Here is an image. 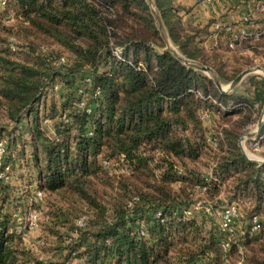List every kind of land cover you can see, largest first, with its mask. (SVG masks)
I'll list each match as a JSON object with an SVG mask.
<instances>
[{
	"label": "trees",
	"instance_id": "obj_1",
	"mask_svg": "<svg viewBox=\"0 0 264 264\" xmlns=\"http://www.w3.org/2000/svg\"><path fill=\"white\" fill-rule=\"evenodd\" d=\"M153 2L176 51L209 65L221 83L251 65L247 55L206 51L207 26L185 19L174 0ZM3 6L14 17L6 24L0 11V264H235L239 246L243 264H264V163L238 145L264 106L263 76L248 74L249 89L219 91L205 72L166 48L147 0H4ZM243 47L262 56L264 68V34ZM57 78L69 94L59 106L46 99ZM81 97L90 111L76 108ZM201 109L211 115L216 147ZM258 136L264 146V119ZM18 138L31 151L35 188L61 196V206L47 211V258L24 243L23 197L9 183ZM202 158L215 179L194 165ZM102 159L122 161L128 172L111 175ZM203 184L209 199L249 198L240 219L262 216L258 231L231 241L225 254L216 219L184 215Z\"/></svg>",
	"mask_w": 264,
	"mask_h": 264
},
{
	"label": "rangeland",
	"instance_id": "obj_2",
	"mask_svg": "<svg viewBox=\"0 0 264 264\" xmlns=\"http://www.w3.org/2000/svg\"><path fill=\"white\" fill-rule=\"evenodd\" d=\"M249 2L251 3L252 0H249ZM0 11H4L3 12V20L6 24L13 23V17L14 16H13L11 11H5V8L2 5H0ZM254 12L251 9V14L249 16L250 19L248 20L249 21L248 25L252 24L253 26L256 27L255 24L264 23V12H260V11H254ZM260 37L249 38V39H247V41H257ZM16 40L17 39L15 37L11 36V37H9L8 43H10V44L16 43L17 42ZM20 41H22V39H20ZM14 45H16V44H14ZM241 45H242V43H241ZM50 48L54 49L53 46ZM20 51L21 50H18V52H20ZM240 52L242 53L243 50L241 49ZM243 55H248V54H247V52H244ZM261 57L262 56H258V57H255L254 59H252L251 65L243 67L242 70L249 68V67H253L255 65L262 66V59L263 58L261 59ZM244 60H245L244 58H240L241 63H243L242 61H244ZM232 64H230V65H232ZM250 74H256L259 77L260 76L264 77L262 71H256V72H252ZM247 77H248L247 75L244 76V78H242L241 81L237 84L239 89H241V90L246 89V88L249 89V85L247 84L248 83ZM79 78H80V76L76 79L78 80ZM57 80L59 82L56 83L52 87L53 89H48L49 91H48V96L46 99H47L48 104H50L52 99H54V101L56 102V105L59 106V105H61V103H64L63 98H65L69 94L67 93V91H65V83L61 82L60 78H57ZM228 84H229V82L228 83H221V85L224 89L227 88ZM51 95H53V97H51ZM257 120H258V118L254 122L249 124L247 126V129L244 131V133L242 135H244L246 132L253 131L256 128ZM50 124L52 125V123H50ZM205 129H207V128L205 127ZM211 132H213V126L211 128ZM17 134H18V132L15 131L12 133V135L10 137H14ZM5 136H7V135L5 134L4 137ZM256 137L257 136L247 137L242 141H240V138H239V141L241 142V145L243 146L244 150L246 151V153L250 157H256V158L264 159V146L260 145L257 142H256L257 144L255 145ZM0 140H3V139H0ZM17 142H18L17 146L15 147L16 148L15 149L16 161H15L13 168H12L9 183H10V185L16 186L17 191L15 193L20 192L18 195L23 197L21 200L22 203L20 205L21 206L20 209L23 211L24 214L19 220L21 222L22 227H24V225L28 222V218H29L30 213L37 214L36 215L37 227L34 229L25 230L27 235H24V239H25L24 243L26 245L30 246L38 256L43 257V258H47L48 256H50L49 252L48 251H47L48 253L46 252V250L48 249V242L47 241L48 240L52 241V238L51 237L47 238L45 236V232H44V225L47 221V211L50 209L51 205L56 204L57 206H61V202H60L61 196L59 194L57 195L55 193H49V192L43 193L40 189L35 188L37 186L35 175L34 174L32 175L29 173V171L31 170V167H32L31 151L28 148V146H24L23 143L20 142L19 138L17 139ZM20 153L22 156L20 155ZM17 154H19L21 156V158L16 156ZM205 161L206 160L204 158H202L200 160H197L194 163V165L197 168H199V170L202 173H206V176H205L206 179H213L212 178L213 176L209 175V173H210L209 171L211 170V168H210L211 165L205 164ZM101 162H102V165L106 168L107 172L111 175H117L120 173L128 172L127 165L124 164L122 161L110 162L107 159H102ZM207 172H208V174H207ZM30 179H32L31 182H30ZM38 190L41 192L40 196H36V191H38ZM219 196L221 197V195H219ZM193 199H194L195 203H198V202L201 203L203 201H208V203H210L211 205H216V206L217 205H223V204L227 203V202H225V200H223V198H221V200L209 199V198H207V196L204 195V192H201L200 190L198 191L196 189L193 193ZM233 202L237 203L241 213H242V210H245V208L248 205L250 206V199L246 198V197H242V196L234 199ZM68 204L71 205L72 207H76L78 209H81V206H82L80 202L74 203V201L72 204H70V202ZM18 210H19V208L17 209V211ZM258 214L262 218L261 213L258 212ZM248 216H247V218H242V219H240L241 217L237 218L236 223H235L237 226V233H236L233 241H237V240L243 238L244 234H241L240 232L242 230L248 229V219H249ZM84 217H85L84 215L80 216V218L77 219V222L80 219L83 220ZM217 224H218V222H217ZM244 237H245V235H244ZM238 254H239V258L237 259V261L241 260V262L243 264L244 260H245L244 249H242L241 253L238 252ZM237 261H236V263H237ZM70 264H75V262L74 261L70 262Z\"/></svg>",
	"mask_w": 264,
	"mask_h": 264
},
{
	"label": "built area",
	"instance_id": "obj_3",
	"mask_svg": "<svg viewBox=\"0 0 264 264\" xmlns=\"http://www.w3.org/2000/svg\"><path fill=\"white\" fill-rule=\"evenodd\" d=\"M196 3H198L200 6H208L212 3L213 0H193ZM0 5H4V0H0ZM251 8L252 11H260L264 12V0H252L251 2ZM250 13H246L242 15L241 17V23H230V22H225L223 20H215L210 29V39L212 41L213 46H216L220 43L221 39H224L226 42V45L228 48L231 49H236L241 46V43H243L245 40L249 38H258L262 34H264V23L260 24H255V26L248 25L249 19H250ZM12 49L15 48L13 44L10 45ZM121 48H115L114 54L118 59H121ZM64 61V58L61 57L58 59L55 63L59 64ZM85 83H90V77H85L84 78ZM193 91L199 95L202 96L201 92L198 91L197 89H193ZM78 93L81 95L85 96V93L83 90L80 88L78 89ZM219 106L221 109H225V106L219 103ZM76 108L78 109H83L85 108L86 111H90L89 107L85 106V100L83 97H81L77 103H76ZM62 119L67 120L66 114H62ZM199 117L203 123V125L209 129L208 131V140L209 143L211 144L212 147H216V139L213 137V133L211 132L212 128V118L210 113H208L206 110H199ZM90 133V132H89ZM260 136L255 139V145L259 143ZM257 142V143H256ZM4 140H0V159L4 153ZM7 169V168H6ZM1 176V174H0ZM215 179V178H213ZM201 192H204L206 190V184L200 185L198 187ZM41 192L38 190L36 191V196H40ZM133 201H130L128 203V207L131 208L133 205ZM193 211H202L206 215L210 216L211 218H214L218 222V227L220 230H222L225 233V236L221 239V247L224 252V254L227 252L230 242L233 241L236 233H237V226H236V220L238 217L242 216V213L240 212V209L237 205L236 202H231V203H226L223 205H211L208 203V201H203V202H198L195 203L192 208H189L184 211L185 216H190L192 215ZM36 215L35 213H30L28 222L24 225L23 229V235H27L25 230H30L34 229L37 227L36 223ZM157 217H161L162 213L161 211L156 212ZM78 225L83 224V220L80 219L78 220ZM260 225V215L257 213H253L252 215L249 216L248 219V229L247 230H242L240 233L241 234H252L255 231H258ZM140 233H143V230L140 229ZM238 252H242V247L239 246ZM224 261H227L226 258H223ZM236 264H242L241 260H238Z\"/></svg>",
	"mask_w": 264,
	"mask_h": 264
},
{
	"label": "crops",
	"instance_id": "obj_4",
	"mask_svg": "<svg viewBox=\"0 0 264 264\" xmlns=\"http://www.w3.org/2000/svg\"><path fill=\"white\" fill-rule=\"evenodd\" d=\"M174 1L177 4H179L181 7H183L185 11V14H184L185 19L190 20L192 24H199V25L207 26L208 33L205 36L204 40L202 41V46L204 47L206 51H209L212 49H218L219 51H222L225 54H227L226 56L229 57L228 59H230V56L233 53L243 54L244 52H247L248 54L247 56H249L251 59L258 57V56L253 55V52L250 47H243L244 42L247 40H245L240 47L236 49H230L227 47L224 39H221L219 45L217 47H214L210 39V36H209L211 25L217 19H221L225 22H230V23H235V24L241 23L242 15L246 13L251 14L252 8H251V3L249 2V0H213L210 5L205 6V7L200 6L198 3H196L193 0H174ZM241 49L243 50L242 53L240 52ZM234 89H239V88L236 85ZM256 136L258 137V135ZM199 212H202V211H199Z\"/></svg>",
	"mask_w": 264,
	"mask_h": 264
},
{
	"label": "water",
	"instance_id": "obj_5",
	"mask_svg": "<svg viewBox=\"0 0 264 264\" xmlns=\"http://www.w3.org/2000/svg\"><path fill=\"white\" fill-rule=\"evenodd\" d=\"M148 3H149V6H150V9L152 11V14H153V17L155 19V22H156V26L158 28V31L162 37V39L164 40L165 44H166V48L168 50H170L173 55L179 59L182 63H184L185 65L189 66V67H192V68H195V69H198V70H201L205 73H207L209 75V77L213 80L214 84L216 85V87L219 89V91L221 92H229V91H232L236 85L241 81V79L249 74V73H252V72H256V71H262L263 72V75H264V69L259 66V65H255L253 67H249V68H246L244 70H242L240 73H238L228 84L227 88L224 89L220 83V80H219V77L218 75L216 74V72L209 66V65H205V64H202V63H199L197 61H194V60H191V59H188L182 55H180L176 49L173 47V45L171 44L166 32H165V28H164V25H163V22H162V19L160 17V14L156 8V6L154 5V2L153 0H147ZM263 119H264V106L262 108V111H261V114H260V117L259 119L257 120V123H256V128L253 130V131H250V132H246L244 135H242L240 137V141L244 140L245 138L247 137H252V136H256L259 134L260 132V129H261V125L263 123ZM238 142V145H239V148L241 150V152L250 160H253V161H257L259 163H264V159H260V158H256V157H250L246 151L244 150L243 146L241 145V142Z\"/></svg>",
	"mask_w": 264,
	"mask_h": 264
}]
</instances>
